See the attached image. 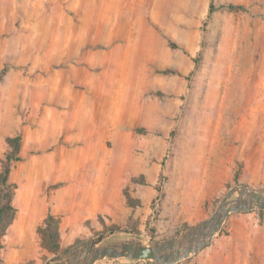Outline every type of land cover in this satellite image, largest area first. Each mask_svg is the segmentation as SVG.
<instances>
[{
  "label": "rangeland",
  "instance_id": "rangeland-1",
  "mask_svg": "<svg viewBox=\"0 0 264 264\" xmlns=\"http://www.w3.org/2000/svg\"><path fill=\"white\" fill-rule=\"evenodd\" d=\"M230 3L247 10L208 16ZM92 15L111 16L105 32L84 26ZM248 59L256 93L231 74ZM19 134L10 182L23 230L12 223L2 237L0 264H84L99 239L95 248L136 240L166 254L202 238L223 207L264 195V0H0V173ZM46 163L53 173L29 218L27 187ZM73 183L74 200L53 198ZM49 213L60 219L56 254L43 231ZM174 264H264V209L231 212Z\"/></svg>",
  "mask_w": 264,
  "mask_h": 264
},
{
  "label": "water",
  "instance_id": "water-1",
  "mask_svg": "<svg viewBox=\"0 0 264 264\" xmlns=\"http://www.w3.org/2000/svg\"><path fill=\"white\" fill-rule=\"evenodd\" d=\"M245 189L250 191L247 186ZM249 196L250 197L246 201L241 200L236 204L226 207L223 214L217 217L215 216L216 222L214 220L206 221L202 229L204 233L203 237L198 238L194 235L190 236L189 244L180 246L177 251L163 254L162 249L164 248L155 249L154 247L145 246L136 240L122 243V245L95 248L96 243L101 241V239H99L94 243L92 241L88 242L87 256L84 264H95L98 260L106 257L119 258L124 256L133 259L157 260L163 264H174L190 254L199 251L203 246H205L220 230L223 222L231 212L247 211L253 209L255 206L264 209L263 194L252 192ZM199 241H201V243H199ZM172 246L173 245L171 244L170 247Z\"/></svg>",
  "mask_w": 264,
  "mask_h": 264
},
{
  "label": "bare ground",
  "instance_id": "bare-ground-1",
  "mask_svg": "<svg viewBox=\"0 0 264 264\" xmlns=\"http://www.w3.org/2000/svg\"><path fill=\"white\" fill-rule=\"evenodd\" d=\"M100 4L102 5V1L100 2ZM103 7H101L102 10ZM126 10H130L132 9V3L130 2L129 4L126 5ZM107 17H111L110 15H92L91 18H89V20L87 21V24L84 26H87V29H90L91 27H95L101 32H105L106 29L108 28V23H106ZM83 26V27H84ZM253 62L252 59H248L247 64H243V65H239V66H234L231 70V74H240L244 73L245 75V79L243 81V85L245 87V92L246 93H256L257 91H259L260 89H262V86H260L259 84H254V82L252 80L249 79L250 76H254L256 74V67L253 66V64L251 63ZM240 83L237 81H232V91H237L239 89ZM246 104L250 105V100L246 99ZM113 104H119V102L117 101V98L113 101ZM121 106L126 107V103L124 101H121ZM147 110H151L155 108V104L152 102H148L147 105L144 106ZM85 119H87V113H85L84 116ZM38 140V139H37ZM47 159V158H46ZM48 161V160H47ZM52 164V165H51ZM46 163V166L41 167V169H44L42 171L37 172L36 178L35 180H30V185L27 187V194H26V199L29 205H31V209H30V215L29 218H33L35 219L36 217V213L37 211L35 209V205L37 202V198L41 197L42 192L40 191L39 188L40 185H43L45 183V181H43V177H45L47 175V172L49 171L50 173H53V168H54V163ZM36 170V171H37ZM63 171H61L62 175L64 178H67L69 181H73L77 178V176L75 175L74 171L70 168L66 169H62ZM75 184L73 183V185H71L70 187H68L67 189L63 190L62 192L60 190L55 191L52 193L53 198L57 199V201L61 200V202H66V201H72L74 200L75 196H76V191L72 188H74ZM40 191V193L38 192ZM83 196L85 197V199H87L86 197V190L85 188L82 190ZM19 195L22 197V192H19ZM40 199V198H39ZM35 204V205H34ZM82 204V203H81ZM79 204V208L84 209L85 206ZM34 205V206H33ZM225 211V208L223 207L217 214V216H220L221 214H223ZM22 214H21V218L18 220V229H21L19 231V233L22 232L23 230V224H22ZM24 222V221H23ZM199 243H201V241H199ZM198 243V244H199ZM197 244V245H198Z\"/></svg>",
  "mask_w": 264,
  "mask_h": 264
},
{
  "label": "trees",
  "instance_id": "trees-1",
  "mask_svg": "<svg viewBox=\"0 0 264 264\" xmlns=\"http://www.w3.org/2000/svg\"><path fill=\"white\" fill-rule=\"evenodd\" d=\"M219 9L245 11L247 10V7L245 5L235 3H230L221 7L211 6L208 16H211L216 10ZM172 45L176 46L173 43ZM195 62L198 64L199 58H195ZM4 71L5 68H3L1 74H3ZM9 143L11 149L3 162V170L0 173V248L4 247L2 237L6 235L8 229L12 225L17 211L13 204V195L16 185L10 182L12 164L23 160L22 156L20 155L22 146L21 134L17 135L16 137L9 138ZM236 178L237 176H235V180ZM43 231L45 236L48 238L50 250L54 254L61 252L63 249L61 246L60 237V219L52 213H49L43 222Z\"/></svg>",
  "mask_w": 264,
  "mask_h": 264
},
{
  "label": "crops",
  "instance_id": "crops-1",
  "mask_svg": "<svg viewBox=\"0 0 264 264\" xmlns=\"http://www.w3.org/2000/svg\"><path fill=\"white\" fill-rule=\"evenodd\" d=\"M18 221L13 223V225L11 226V232L15 233L16 235H20L19 231L21 229H18ZM23 227V226H22ZM30 229V228H29ZM29 231H32V230H29ZM32 234V233H31ZM8 260L12 261V257L8 256L7 257Z\"/></svg>",
  "mask_w": 264,
  "mask_h": 264
}]
</instances>
